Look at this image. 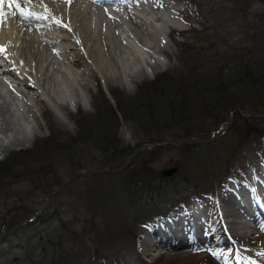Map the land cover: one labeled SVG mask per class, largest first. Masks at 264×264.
Returning a JSON list of instances; mask_svg holds the SVG:
<instances>
[{"label":"trees","instance_id":"obj_1","mask_svg":"<svg viewBox=\"0 0 264 264\" xmlns=\"http://www.w3.org/2000/svg\"><path fill=\"white\" fill-rule=\"evenodd\" d=\"M225 1L235 11L243 5L248 12L235 44L206 58L197 53L189 56L179 73L156 76L132 97L112 91L110 103L97 93L92 98V114L78 111L73 135L50 131V137L37 147L39 152L18 150L0 162L1 233L43 209L37 195L53 191L62 181L60 172L70 178L99 167L114 169L138 145L165 144L141 152L119 173L82 178L64 187L60 194L69 197L66 209L56 197L52 213L24 227L40 224L30 235L19 236L22 253L6 264H127L126 250L134 254L137 250L134 223L164 217L190 199L208 196L214 200L218 184L214 178H222L225 170L216 169L203 157L204 148L211 144H167L209 138L237 108L244 115L264 116V9L248 10L254 0ZM260 2L264 8V0ZM259 10L262 14L256 18ZM122 123L131 125L138 138L130 146L118 139ZM263 128V118L235 115L227 132L244 141L262 134ZM193 164L200 165L196 177ZM117 189L125 193V205L122 202L124 207L108 213ZM140 196L147 205L136 213L132 206ZM18 232L13 236L23 233ZM145 263L162 264L159 260Z\"/></svg>","mask_w":264,"mask_h":264},{"label":"bare ground","instance_id":"obj_2","mask_svg":"<svg viewBox=\"0 0 264 264\" xmlns=\"http://www.w3.org/2000/svg\"><path fill=\"white\" fill-rule=\"evenodd\" d=\"M19 1L21 4H18ZM172 3L173 0H96V2L71 0V3L67 0H0V48L4 50L0 54V155L8 153L13 146L30 140L28 133L33 131V127L28 129L26 125L24 126L26 122L24 121L23 125L20 123V130V126L16 124L21 118L22 111L29 116L26 117L27 120L35 119L34 105H43L46 101L56 124L64 127V123L55 115V109L60 107V110H65L66 104L62 105L64 107L58 104L57 94L64 98V91L70 92L73 98L71 102L74 104L78 100L79 90L87 91L90 84H96L97 79L106 88L118 85L123 88L139 82L146 70L137 68V64L133 61L120 56L117 53L119 43L123 44L121 39H124V36L130 39L125 40L128 46L122 45L124 54H133L138 61L144 51L149 55L167 53V47H163L159 39H156L154 28H158L159 25L162 30L170 28L167 23L171 18L166 23L164 14L166 10L171 13L176 12L172 8ZM21 12L25 14L30 12L45 19L25 20L21 18ZM111 13L124 16L132 37L128 36L126 32L130 31L125 32V27H122L117 18L110 22L105 20L106 17L111 18L108 16ZM55 20L68 27L57 26ZM116 30L121 32L118 33ZM130 46H135L131 52L127 49ZM54 48L56 51H53ZM81 60L86 64L85 70L79 74L77 69L80 68ZM54 65H59L61 68L58 69ZM159 66L160 63L152 58V63L147 64L146 69L156 72ZM3 87H6L4 93L1 92ZM86 99L89 102V97ZM235 115L255 120L264 119V116L244 115L241 109L237 108L228 115L231 116L229 126L232 125ZM20 120L22 122V119ZM224 134L225 132L219 136L220 140ZM262 134L254 137H260ZM249 137L251 139L252 136ZM219 138L207 144L216 143ZM249 172L253 176L251 185L237 181L224 185L217 200L219 208H212V214L203 209L199 212L197 210L189 212L185 214L183 225L189 231H193L195 237H200L209 245L214 243L212 235L224 236L234 242H239L248 235H254L253 227L257 225L254 223L255 216L260 212L256 197H261L262 192L264 194V186L260 179L264 172L262 174L256 165L250 168ZM214 180L219 183L218 179L214 178ZM166 218L151 229L140 242L147 253L158 248L156 243L167 245L172 238H176V244L172 247L182 248L180 242L183 241L181 238L183 239L186 230L180 225L182 219L175 216L172 219ZM261 224L259 223V227L264 229V223ZM261 243L263 245H260V248L264 250V236L261 237ZM194 249L199 248L195 246Z\"/></svg>","mask_w":264,"mask_h":264},{"label":"rangeland","instance_id":"obj_3","mask_svg":"<svg viewBox=\"0 0 264 264\" xmlns=\"http://www.w3.org/2000/svg\"><path fill=\"white\" fill-rule=\"evenodd\" d=\"M18 4H21V1H19ZM140 4H142V2H140ZM237 7H235V9L238 10L235 11L231 7V5L225 0H173L172 8H174L176 12H172L173 13L172 14L169 10H166L165 12L167 14L166 13L164 14L166 23L167 21H169L168 19L171 18L170 22L167 23L170 26V28L162 30V27H159L160 25L158 26V28L157 27L154 28V30H156L155 36L157 35L156 39L157 40L159 39L158 41L163 45V47L165 46L167 47V48L165 47L167 49V53L162 54L163 56L158 53L149 55L144 51L140 54L141 58L140 61H138L134 58L133 54L130 55L124 54V49L122 45L124 46L125 44L126 46L127 44L126 41L130 39L124 36L125 38L121 39V42L123 44L119 43L117 53H119L120 56L122 55L123 58L129 59V61L130 60L133 61L135 64H137V68H143L144 70H146L144 77L139 82H137L134 85L125 86L123 88L119 87V85L106 88L104 84L97 79L96 84L95 85L90 84L87 91L84 89L79 90L78 100L74 104L71 102L73 98L70 95V92L64 91L65 93L63 94V96L64 98L66 97L65 99L62 97V95L57 94L58 99L56 97L55 98L56 101H58V104L59 105L61 104V106L66 104L65 110L62 109L60 110V107H57L55 109V115L62 121V123H64V127L60 126L59 124H56L53 114H51V112L47 107L46 101H44L43 105L42 104H40L39 106L38 104L34 105V108L36 107L34 109L35 119L29 118L30 120L29 119L27 120L26 117L28 115L24 113L25 111L24 112L22 111L21 118L19 117L20 119H22V122L19 119L18 120L19 122L16 124L20 126V130H21V125H23L24 121H26L24 123V126L26 125L28 129H31V127H33V131L28 133V135L32 139L30 138L29 140L30 142L29 141L26 143L23 142L21 143V145L13 146V148L6 154H1L0 162H2L7 156H9L10 154H12L13 152L19 149L28 152L29 151L32 152L33 151L32 149H36L39 152V148L37 147H41L42 144H44V142L50 137L49 136L50 131L73 135L75 132L74 121L78 111H81V113L84 115L92 114L93 113L92 98L97 96V93H101L105 98L106 97L110 98L109 94L112 91L117 92L119 95L123 97H127V98L132 97L139 87L143 86L144 83L153 80L156 76L160 74L174 75L176 73H179L184 68V64L186 63L184 59H188L189 56H196L193 54L197 53V55L200 54L198 57L206 58L207 56H213L215 54V51H218V49L235 44L236 40L240 37L237 34L238 28L242 29V22L244 20H247V16H248V12L244 10L243 5H240V7L242 8H237ZM247 7L249 8L248 10H254L257 7L258 8L260 7V9H264L260 0L251 1L250 4L247 5ZM261 11L262 10H259L258 16L256 15V18H258L262 14ZM108 16H110L111 18L106 17L105 20L107 22H110L111 20L117 18L116 20L119 23L121 22L120 24L123 25L122 27H125L124 28L125 32L126 30L130 31L128 24H126L128 22L125 20L124 16H117L116 13L108 14ZM177 27L179 31L177 30ZM157 29L159 30V32ZM126 33L128 34V36L132 37L131 31L130 32L127 31ZM141 38L143 39L144 36H142ZM134 48L135 46H130L127 49L129 50V52H131V49L134 50ZM152 58H154L160 63L159 69L156 72H151L150 70L146 69V65L152 63ZM56 61L58 62V60ZM85 64L86 63H84V61L81 60L80 68L77 69L79 74L83 70H85L84 69ZM55 67H57L58 69L61 68V66L59 65ZM62 69L65 70V67L62 66ZM121 80L125 81L124 79ZM121 80L119 82H121ZM58 93H60V91ZM87 97H89V102H87L86 99ZM68 101H70L71 103L69 102L68 104ZM53 102H55L54 99ZM16 115H18V113ZM23 118L25 119L23 120ZM206 123H208V121ZM18 126L17 128H19ZM225 134L223 135L221 140L219 139V141H217L216 143H213L209 147L204 148L203 151L204 154H202L204 155L203 157H206L209 163L213 165L216 169L225 170L222 173V178H218L219 183L214 188L216 194L215 197L216 201L214 203L212 201L209 202L207 198L197 201H194L193 199H191L193 201L188 200L186 202L185 209L179 210V208H177L175 210H172L170 211V213L165 214V215H169L167 218L170 217L173 218L175 216L176 218L181 217V219H186L183 218L182 216L183 213L187 214V212H190V210L191 211L194 210L196 208V205L202 207L203 211L212 214L211 213L212 208L215 207L219 208L217 200L220 194V190L224 185H228L229 183L236 181L241 183L245 182L251 185L253 183V176L249 172V169L255 165L258 168H260V172L263 174L264 132L260 137L252 136L251 139L250 137L249 138L247 137L248 139L246 138L247 140L244 141H237L238 139L235 137L232 131L225 132ZM117 136L120 141V144L128 145V146L137 142L138 139L134 135L132 126L129 125L128 123L121 124V126L118 129ZM150 150H145V151H150ZM38 152H36L37 155ZM199 167H200L199 164H193V168H194L193 174H195V177L199 174V170H198ZM189 174L193 175L191 173ZM60 175L62 181L69 178V177L68 178L64 177V172H60ZM185 176L186 174L184 173V177ZM206 178L207 176L204 179ZM260 179L261 182L264 181L263 176L262 178L260 177ZM119 190L120 189H117V193L114 195V197H111V200L109 202L110 206L108 209V213L114 212L115 209L120 210L121 207H124L123 204L125 205L124 196L126 197V195L124 192L122 193ZM60 192L56 197H58L57 199L61 198L60 200L62 202L61 205H63L64 209H66V202L68 201L69 197L68 195L65 194L64 196H62ZM37 196H38L37 198L38 202L40 203V208H46L44 206L47 205V202L49 203L48 195L38 194ZM197 198H202V196ZM154 200H156V198H154ZM146 205H147V200L144 198V196H140L139 201L137 203L134 202L132 209L135 210V212L137 213L138 210L141 209V207ZM2 206H3L2 203H0V212L3 210ZM181 211H183V213ZM256 215L257 216H255L254 223L257 225H254L253 227L254 235L251 237L250 236L243 237L240 239L239 242H234L232 240L226 239L224 236L219 237L212 235V241H214V243L212 245H209L204 243L200 239V237H195L193 231L185 230L184 236H182L183 239L181 238V241L182 240L183 241L180 242L183 245L181 249L172 247L173 244H176L175 242L176 238L175 239L172 238L169 244L167 245L156 243V246L158 248L155 249L154 251H151L150 253H147L143 249L142 245H140V242L151 229L156 227L159 223L163 222V220L151 221L150 224L148 223V225H146V223H142L143 221L134 223L133 233L135 234V242H136L137 250L135 254L134 252L132 253V250L131 251L126 250L125 257L129 261V263L127 262V264H139V263H145V261L152 263L155 260H159L162 264L172 263L175 261L181 263H188V264L191 263L203 264L209 258H214L215 264H258L261 262L260 253H264V250L260 248V245H263L261 243V237L264 236V229L259 227V223L263 224L264 220L261 217H259L258 213H256ZM114 217H117V215L115 214ZM154 222H158V223L152 226ZM181 222H182V224H180L181 227L185 228L182 220ZM39 226L40 224L37 223L33 226V228L32 227L23 228L19 230L22 231L23 233L18 234V236L12 235L6 238L5 241L0 245V264H6L12 257L15 258L18 257L22 253V250L21 251L19 250V245H18L20 242L19 236L22 237L23 235L26 234L30 235L32 233V229L36 230L37 228H40ZM172 236L174 237V235ZM217 237H219L218 242H216ZM241 244H246L249 246H244V245L242 246ZM195 246L200 250L195 251L194 250Z\"/></svg>","mask_w":264,"mask_h":264},{"label":"water","instance_id":"obj_4","mask_svg":"<svg viewBox=\"0 0 264 264\" xmlns=\"http://www.w3.org/2000/svg\"><path fill=\"white\" fill-rule=\"evenodd\" d=\"M230 121H231V116H229L227 118V121L225 122L224 127L219 129L218 131H216L212 135V137H210L209 139H206V140L186 139V140H182L181 142H179L177 144L170 143L169 145L178 147V146H182L185 144H194V143L207 144V143H210L213 140L217 139L229 127ZM155 146H161V144L154 145V144L145 143V144L139 145L125 159L124 163L115 170H108L106 168H96L95 170L90 171V172L81 171V172L73 175L69 179H66L65 181L60 183L54 191L49 193V195H48L49 207L48 208L41 210V211L33 212V213L27 215L25 218H23L21 221H19L17 224H15L13 227H11L9 230L1 233L0 234V244L4 241V239L8 238L12 234H14L16 231L23 228L25 225H27L32 220L50 213L55 208L54 197L61 191V189L63 187L67 186L68 184H70V183H72L75 180L80 179V178H91V177L98 175V174L118 173V172L122 171L128 165L129 160L132 159L133 157H135L138 153H140L141 151H144V150H150V149L154 148Z\"/></svg>","mask_w":264,"mask_h":264},{"label":"snow or ice","instance_id":"obj_5","mask_svg":"<svg viewBox=\"0 0 264 264\" xmlns=\"http://www.w3.org/2000/svg\"><path fill=\"white\" fill-rule=\"evenodd\" d=\"M67 2L68 3H71V0H67ZM94 2H96V0H94ZM20 16H21V18L22 19H25V20H28V19H36V20H41V19H45V17H41V16H36V15H34V14H32V13H28V14H25V13H23V12H21L20 13ZM56 24H57V26H59V27H68L67 25H63L59 20H55L54 21ZM71 29L69 28V31H70ZM3 49L2 48H0V54H2L3 53ZM206 235H207V233H205ZM195 251H199L200 249H194ZM260 255H262V256H264V253H260Z\"/></svg>","mask_w":264,"mask_h":264}]
</instances>
